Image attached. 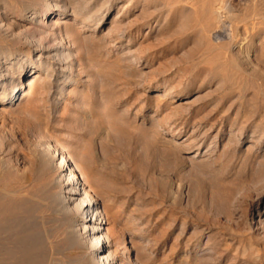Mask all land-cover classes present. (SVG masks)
Segmentation results:
<instances>
[{"label":"rangeland","instance_id":"1","mask_svg":"<svg viewBox=\"0 0 264 264\" xmlns=\"http://www.w3.org/2000/svg\"><path fill=\"white\" fill-rule=\"evenodd\" d=\"M201 3L92 0L102 13L62 40L84 71L39 100L22 87L0 114V146L20 169L33 129L86 153L117 264H264V0H223L226 36Z\"/></svg>","mask_w":264,"mask_h":264},{"label":"bare ground","instance_id":"2","mask_svg":"<svg viewBox=\"0 0 264 264\" xmlns=\"http://www.w3.org/2000/svg\"><path fill=\"white\" fill-rule=\"evenodd\" d=\"M200 1L201 21L206 24L215 22L211 33L215 36L230 34L231 27L223 13L225 2ZM91 3L92 0H0V99L5 98L6 101L0 107V114L10 113L16 108L18 92L22 87H28L23 92L24 95L31 94L27 98L30 101L38 99L37 93H48L53 86L58 85V80L62 79L66 83L72 80L71 71L77 70L80 60L72 59L66 51L68 46L62 40H73V37L69 38L71 34L68 36L67 33L69 30L77 32L74 29L81 24L75 25L76 22L87 23L102 13L99 8L90 12L93 7ZM69 17L75 21L74 24L67 21ZM55 35L59 40L52 42ZM39 70L45 72L40 78L41 82L34 85L37 79L34 73ZM27 72L30 73L29 78L24 85L19 84L23 81L20 79L21 74ZM159 85H154L152 89L159 88ZM168 93H171L170 90L166 91ZM24 113L25 116L22 115L26 121L32 119L31 109H26ZM22 123L25 121L22 120ZM31 131H34V134L30 133L34 137L27 145L29 150L24 169L17 166L18 157L14 158V162L6 157V150L10 146L7 149L3 146L6 150L0 146V264H59L60 260L52 255L60 249H66V254H63L65 257L61 254L65 258L62 259L64 263L117 264L110 249L114 234L106 225V213L99 206L93 189V185L101 184L97 182V171L88 164L86 153L80 151L77 157L72 154L73 158L51 136H46V133L42 135L41 131L39 133L34 129ZM116 241L114 239V244H117Z\"/></svg>","mask_w":264,"mask_h":264}]
</instances>
